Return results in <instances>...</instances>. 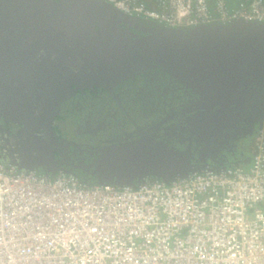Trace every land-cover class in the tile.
Returning <instances> with one entry per match:
<instances>
[{
    "label": "water",
    "instance_id": "1",
    "mask_svg": "<svg viewBox=\"0 0 264 264\" xmlns=\"http://www.w3.org/2000/svg\"><path fill=\"white\" fill-rule=\"evenodd\" d=\"M153 69L210 108L244 96L264 102V24L236 19L173 27L121 11L106 0H0V161L53 176L69 145L54 129L61 103L77 90L115 85ZM259 88V89H258ZM79 167L94 183H167L200 167L189 148L154 134L106 140L85 149ZM58 154V157H57Z\"/></svg>",
    "mask_w": 264,
    "mask_h": 264
},
{
    "label": "built area",
    "instance_id": "2",
    "mask_svg": "<svg viewBox=\"0 0 264 264\" xmlns=\"http://www.w3.org/2000/svg\"><path fill=\"white\" fill-rule=\"evenodd\" d=\"M173 27L264 24V0H106ZM0 264H264V128L249 166L167 183L86 182L0 161Z\"/></svg>",
    "mask_w": 264,
    "mask_h": 264
},
{
    "label": "flooded vegetation",
    "instance_id": "3",
    "mask_svg": "<svg viewBox=\"0 0 264 264\" xmlns=\"http://www.w3.org/2000/svg\"><path fill=\"white\" fill-rule=\"evenodd\" d=\"M54 121L61 138L79 145H69L60 157L61 166L92 182L91 174L79 167L80 162L94 158L85 150L87 146L130 135L139 137L144 132L176 148H189L200 167L220 170L247 164L264 128V102L259 96H244L207 108L190 88L161 69H153L110 91L102 87L77 90L61 103ZM0 126L20 127L5 123L3 118Z\"/></svg>",
    "mask_w": 264,
    "mask_h": 264
},
{
    "label": "trees",
    "instance_id": "4",
    "mask_svg": "<svg viewBox=\"0 0 264 264\" xmlns=\"http://www.w3.org/2000/svg\"><path fill=\"white\" fill-rule=\"evenodd\" d=\"M143 3H145L147 6L149 7H157L158 6V1L159 0H141ZM214 2V0H209V3L210 5H212ZM228 3H229V6L231 8L235 7L236 6V0H228ZM255 152V150H254ZM253 152V153H254ZM253 155V154H252ZM245 167H248L249 166V163L247 164H244Z\"/></svg>",
    "mask_w": 264,
    "mask_h": 264
}]
</instances>
